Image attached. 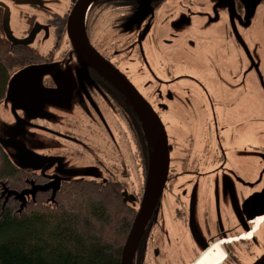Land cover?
<instances>
[{
    "label": "flooded vegetation",
    "instance_id": "af4514ba",
    "mask_svg": "<svg viewBox=\"0 0 264 264\" xmlns=\"http://www.w3.org/2000/svg\"><path fill=\"white\" fill-rule=\"evenodd\" d=\"M76 1L0 0V102L10 98V106L4 102V107L13 120V124L5 122L4 142L13 148L21 165L13 161L2 142L0 152L28 178L24 179L23 192L27 195L33 190L34 194H23L26 202L51 195L64 182L83 180L111 185L133 212L131 228L147 183V131L135 106L105 72L88 59L81 65L66 33ZM25 10L33 14L25 18ZM262 16L264 4L256 0H98L87 9L84 30L90 45L111 66L110 70L113 68L144 98L167 138L166 179L135 247L133 264H194L218 240L227 242L220 243L223 257L217 264H253L264 255V245L254 257L249 252L251 247L261 246L256 236L264 234V139L257 129L263 128L264 121L253 125L249 108L256 101L260 106L261 100L254 97L252 105L247 103L246 107L244 100L237 98L233 105V88L226 89L216 82L221 79L219 72L228 73L221 69L222 58L227 63L234 51L238 53L240 49L243 53V47L248 46L245 38L262 25ZM39 29L43 31L36 34ZM234 34L241 40L235 43ZM52 39L54 43L46 50L38 42ZM196 42H203L206 49L209 44L216 49L215 59L208 58V52L192 49ZM63 44L67 49L59 58L61 69L41 74L39 80L47 90L55 91L60 84L64 93L36 97L33 89L37 85L32 87L30 78L12 86L13 76L27 67L47 64L50 71L54 53ZM177 48H181V56L188 53L199 61H214L217 69L210 72L212 89L184 73L177 75L170 68H162L167 54ZM197 52H201L200 56ZM144 61L154 67L153 71L143 66ZM253 64L262 75L256 66H262V61ZM144 69L151 73L146 86L153 85L147 95L137 85ZM183 78L196 84H186ZM257 85L264 102L263 80ZM48 105L63 124L53 125L55 132L51 134L66 146L62 148L68 156L80 158L78 164L84 170L81 178L59 179L47 161L40 163L39 157H33V151L17 140V130L25 119L34 127H48L49 123L41 119L48 116L41 115ZM67 107L73 114L62 113L61 109ZM237 139L241 144H236ZM20 145L32 155L23 153L22 158L17 157ZM70 149L76 150L75 154H70ZM48 154L64 156L57 147H51ZM253 161L258 166L257 173L255 168L249 169ZM256 193L263 195L258 214L253 213L255 205L245 206Z\"/></svg>",
    "mask_w": 264,
    "mask_h": 264
},
{
    "label": "trees",
    "instance_id": "16d2710c",
    "mask_svg": "<svg viewBox=\"0 0 264 264\" xmlns=\"http://www.w3.org/2000/svg\"><path fill=\"white\" fill-rule=\"evenodd\" d=\"M24 179L3 156L0 264H120L133 212L116 187L64 182L52 196L22 203Z\"/></svg>",
    "mask_w": 264,
    "mask_h": 264
},
{
    "label": "rangeland",
    "instance_id": "374dc122",
    "mask_svg": "<svg viewBox=\"0 0 264 264\" xmlns=\"http://www.w3.org/2000/svg\"><path fill=\"white\" fill-rule=\"evenodd\" d=\"M42 1V0H40ZM62 0H58V2H60ZM256 2H258L259 4H264V0H256ZM25 18L28 15L33 14V12H30L29 10H25ZM256 13V11L254 12ZM15 19L19 18V16L16 14L14 16ZM254 18V15H253ZM262 19L264 18V16L261 17ZM22 23L26 22L24 20L21 21ZM35 24H37V21H35ZM253 25V23L251 24ZM195 26L192 25L191 28H194ZM25 28V27H24ZM188 29H189V25H188ZM35 30V29H34ZM43 30L39 29L37 30L35 33L39 34L41 33ZM240 32H242L241 28L239 29ZM223 37V36H221ZM233 41L235 42V40L238 39L241 40L239 37L236 36V34H234L233 36ZM224 38V37H223ZM245 40L248 43L247 47H243V53L242 50H237L238 53H236V51H234V54L231 55V58L228 56L229 61L227 63L224 62L222 58L221 63L224 65L221 69L224 72H228L226 74H222V72H219L221 79H217V83H221V85H224L226 89H229L228 86L230 88H233L232 94H231V98H230V103H232L233 105L236 104V99L237 98H242L244 100V103L247 107V103H250L252 105V101L253 98L256 97L257 99L261 100V105L259 106V102L256 101L254 106H250V110H251V116L252 118L250 119V121H252L251 123L253 125H257L258 123H261L264 121V117L262 115H264V111H261V108L264 106V102L260 96L259 90L257 88V82L263 80L264 82V22L262 21V25L258 27H255L253 31H250V34L248 36V38H245ZM41 47H44L45 50L48 49L51 44L54 43V39L50 40H40L38 41ZM236 43V42H235ZM203 42H196L193 46H191L192 49H200L201 52L204 51V53L208 52V58L212 57L213 59H215L213 56L215 55V53L217 52L216 49L211 48L210 44H209V49H206V45H202ZM65 49H67L66 44H63L62 46L59 45V49L56 50V52L54 53V59L55 61L52 62L51 64V70L48 73L53 72L54 70H60L61 68L59 67V58H61V52H63ZM234 50V48H232ZM43 51V50H42ZM219 51V50H218ZM201 52H197V56H200ZM181 53H183L181 51V48H177L174 49L173 51H171L169 54H167V62H163L162 64V68H170V71L172 73H176L177 75H180L181 73H184L188 76H191L192 79L196 80L197 82H199V85L204 86L207 85L208 88L212 89V84L214 83V80L211 77L210 72H213L212 69H217L216 65H214V61H199L196 58H194V56L189 55L188 53H184V56H181ZM220 54H225L222 50H220ZM238 56L241 57V59H238ZM181 57L183 58V61H181ZM260 60L262 61V66L258 65L256 63H259ZM158 61L153 59V63H155ZM256 64L257 67L260 68V71L262 73V75H259L257 73V71L255 70L254 67V63ZM143 63V62H142ZM146 61H144L143 66L147 65L149 67H147L148 69H150L151 71H153L154 67H151L148 64H145ZM162 63V62H160ZM225 63V64H224ZM133 66H136V63H132ZM158 67V66H156ZM263 69H262V68ZM148 69H144L143 73L139 75V78L141 80H137V85L140 88V90L146 94L149 92V90L152 88V83H150V85L146 86V82L148 81V77L151 74L149 72ZM151 76V75H150ZM263 76V77H261ZM168 77H163V79H167ZM192 79H188V78H183V82H185L186 84H192L195 85L196 83H193ZM179 81H181V78L179 79ZM180 85H178V87H181V82H179ZM197 87V86H195ZM2 94V92H1ZM229 94V95H230ZM147 95V94H146ZM8 97L2 99L5 104L8 103V105L10 106L9 102H10V98ZM4 102H0V142L3 143V145L5 146V149L7 150V152L13 156V161L19 165H21V163L19 161L16 160V157L13 155V148L4 142V139L6 138L7 134V127L5 126V122L9 121L11 124H13V120L9 119V112L8 110L5 109L4 107ZM48 109H42V114L46 116L45 114H48L47 117L41 118L43 121H46L49 123L48 127H40L38 128L37 126L34 127V125L31 123L32 121L25 119L24 123L21 124V127L19 126V129L17 130V140L20 141L27 149L32 150L33 152H35V154L33 152H31L32 156L35 157H39L40 163H44L45 161L48 162L49 165H51L49 167V169L51 170V172H54L57 174L59 179H63V178H67V179H78L81 178L84 174V170L82 168V166H80L78 164L79 162V157L75 156V155H69L68 156V152L65 151V149H63L62 147H66L65 145H60V141L57 140V138H55L51 133L55 132L52 131V126L53 125H58V126H62V122H61V118L56 115L54 113V111L50 110V105H48ZM245 107V108H246ZM55 108V107H54ZM68 109V110H67ZM66 108H62L61 110L62 113L64 115H69L70 113L73 114L72 112H69L71 109H69L68 107ZM65 111V112H64ZM24 115V114H23ZM37 115V114H36ZM24 118V117H23ZM23 121V120H22ZM263 128H264V124H263ZM263 128H257L259 130H261V137L264 139V129ZM3 139H2V138ZM6 141V140H5ZM62 143H67V142H62ZM241 144V141L237 139L236 144ZM255 144H257V142H255ZM51 147H57L58 149H60L61 154H63L64 156H58L56 157H51V156H47L50 155L48 154L50 152V148ZM76 150L70 149V154H75ZM37 153V154H36ZM39 154V155H38ZM42 155V156H40ZM47 158V159H43V158ZM3 156L1 155L0 152V167H1V163ZM55 159V160H54ZM55 161V162H54ZM39 164V163H37ZM40 166H38L37 168H39ZM255 168L256 173L258 172V166L253 162H251L250 164V171H253ZM52 185L56 184V181H53L51 183ZM26 197H28V195H25ZM258 238V243L261 244V246H253L249 249V252L251 254H253V257L258 255L261 252L262 249V245H264V234H258L256 236ZM242 251L245 250V248L243 247V249H241ZM252 258V257H251ZM247 261H250V259H247Z\"/></svg>",
    "mask_w": 264,
    "mask_h": 264
},
{
    "label": "water",
    "instance_id": "95a60500",
    "mask_svg": "<svg viewBox=\"0 0 264 264\" xmlns=\"http://www.w3.org/2000/svg\"><path fill=\"white\" fill-rule=\"evenodd\" d=\"M98 0H77L73 9L71 10L67 24L66 33L67 36L79 55L81 60V65H84L83 60L90 61L96 68L102 69L106 77L113 81L117 87L128 97V99L135 106L143 128L147 131V140L149 146V170L147 175V183L143 198L141 200L139 209L134 218V222L130 231L126 237V241L121 250L120 264H133L134 250L138 243V240L145 228L146 222L150 216L151 209L155 200L159 196V193L164 185L167 171H168V161L169 154L167 150V138L163 125L158 119L157 115L151 110L149 105L146 103L144 98L139 94V92L123 77L116 75L114 69L104 61V59L97 53V51L90 45L87 35L84 30V17L89 6ZM50 66L47 64H42L33 67H27L18 73H16L12 78V86L14 84H19L22 81H26L29 78L33 79L31 86L34 87L33 94L36 97H51L53 92H62L64 89L62 86H58L57 90H47L41 86L39 75L48 73ZM23 93L24 90L21 89ZM31 97V95L29 96ZM31 155L27 152L21 145L17 151V157L22 158L21 154ZM125 195V193H123ZM263 195L261 193H256L252 195L245 202V206L255 205L253 210L254 214L260 213L259 206L261 205ZM124 201H132L124 198ZM253 264H264V255L259 257Z\"/></svg>",
    "mask_w": 264,
    "mask_h": 264
},
{
    "label": "bare ground",
    "instance_id": "6f19581e",
    "mask_svg": "<svg viewBox=\"0 0 264 264\" xmlns=\"http://www.w3.org/2000/svg\"><path fill=\"white\" fill-rule=\"evenodd\" d=\"M259 220V219H258ZM220 241L212 244L211 248L203 252L194 264H217L222 260L223 252L220 248Z\"/></svg>",
    "mask_w": 264,
    "mask_h": 264
}]
</instances>
